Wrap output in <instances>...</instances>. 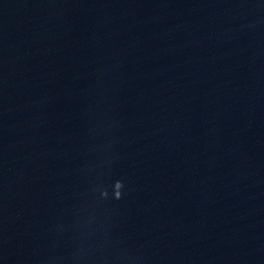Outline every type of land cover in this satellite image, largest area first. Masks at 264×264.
<instances>
[{
	"label": "water",
	"instance_id": "obj_1",
	"mask_svg": "<svg viewBox=\"0 0 264 264\" xmlns=\"http://www.w3.org/2000/svg\"><path fill=\"white\" fill-rule=\"evenodd\" d=\"M0 264H264V0H0Z\"/></svg>",
	"mask_w": 264,
	"mask_h": 264
}]
</instances>
